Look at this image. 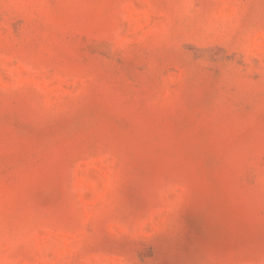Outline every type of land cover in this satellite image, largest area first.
Masks as SVG:
<instances>
[{"label":"rangeland","instance_id":"obj_1","mask_svg":"<svg viewBox=\"0 0 264 264\" xmlns=\"http://www.w3.org/2000/svg\"><path fill=\"white\" fill-rule=\"evenodd\" d=\"M0 264H264V0H0Z\"/></svg>","mask_w":264,"mask_h":264}]
</instances>
